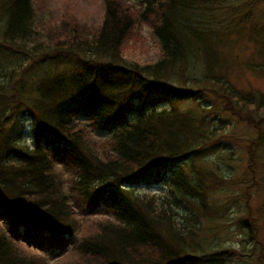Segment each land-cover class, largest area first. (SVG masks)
Here are the masks:
<instances>
[{"label":"trees","instance_id":"1","mask_svg":"<svg viewBox=\"0 0 264 264\" xmlns=\"http://www.w3.org/2000/svg\"><path fill=\"white\" fill-rule=\"evenodd\" d=\"M131 1L107 0L93 38L56 49L74 51L81 62L72 71L50 74L48 64L38 65L62 55L55 52L32 56L16 77L19 67L5 58L9 49L25 55L13 40L32 35V0H0V264H51L49 256L68 249L84 260L69 264H227L239 256L202 244L201 222L218 209L208 196V172L185 168L218 142L205 113L214 103L202 105L207 86L230 103L261 102L230 83L220 52L209 46L211 33L223 29L212 4L224 3ZM137 22L152 30L161 57L122 64L121 45ZM202 60L195 82L203 88L168 82L186 84ZM190 100L197 104L185 107ZM257 117L251 120L264 147V119ZM159 181L165 192L139 191ZM261 254L264 261V245Z\"/></svg>","mask_w":264,"mask_h":264},{"label":"rangeland","instance_id":"2","mask_svg":"<svg viewBox=\"0 0 264 264\" xmlns=\"http://www.w3.org/2000/svg\"><path fill=\"white\" fill-rule=\"evenodd\" d=\"M125 1L132 3L131 0ZM106 2L107 0H32V35L21 42L13 40L18 49H24L25 55L9 49L5 60L16 64V68L21 64L26 67L33 64L32 56L34 59L40 55L60 52V57H49L38 65L48 64L51 67L50 74L72 71L81 62L75 57L74 51L67 49V45L63 51L56 49H61L70 39L78 41L93 38L102 22ZM221 2L224 4H212V7L219 6L216 10L222 14L223 29L218 30L219 25L216 29L218 31L211 33L208 37L209 46L212 45L215 51L220 52L219 63L230 83L241 94L258 95L261 102L257 108H254L253 103H230L228 99L218 98L220 91L216 88L207 86L203 92L206 98L201 93L199 96L207 101H203L202 105L214 103L213 107L208 104L210 108L205 113H210L207 122L210 127L217 128L214 141L218 142L209 151L204 150L200 156L191 159L192 161L187 160L185 168L192 174L198 170L208 172L205 175V182L209 187L208 196L218 209L208 220L203 219L201 222L202 231L199 236L202 244L217 245L216 248L222 249L233 248L239 253V256L232 258L227 264H264L261 254L264 245V147L257 139V127L251 120H260L257 117L259 115L264 119V0ZM32 45H35V51L31 50ZM86 56L89 55H84V58ZM119 56L122 64L151 63L161 57L158 42L148 25L139 23L129 33L121 45ZM90 59L94 60L92 56ZM95 60L107 59L97 57ZM2 62L8 65L5 61ZM90 63L96 66L95 62ZM8 66L11 68L13 65ZM195 66L187 72V76L190 75L191 78L186 84L174 77L168 82H172L173 87L193 91L203 88L195 79L204 71V60ZM21 67L16 70V77L20 76ZM27 79L29 83L33 80L28 75ZM195 104L196 101L190 100L185 103V107ZM83 123L93 127L88 121ZM138 188L149 194L166 191L163 181L142 184ZM107 218L116 222L111 215ZM100 219L103 221L106 218L95 220ZM252 233L255 234L253 237L250 236ZM49 258L51 264L84 261L72 249L66 250L57 258Z\"/></svg>","mask_w":264,"mask_h":264}]
</instances>
